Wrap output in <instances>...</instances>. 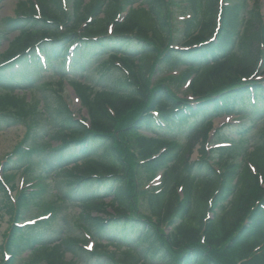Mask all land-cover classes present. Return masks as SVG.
Listing matches in <instances>:
<instances>
[{
  "label": "trees",
  "instance_id": "16d2710c",
  "mask_svg": "<svg viewBox=\"0 0 264 264\" xmlns=\"http://www.w3.org/2000/svg\"><path fill=\"white\" fill-rule=\"evenodd\" d=\"M138 1L74 0L71 13L65 8L66 0L22 1L15 17L9 19L20 34L0 63V85L6 89L1 107L19 113L2 110L1 119L37 114L38 107L24 94L14 95L12 86L30 83L29 75L39 61L38 49L50 65L58 61L62 76L58 83L67 71L78 74L87 62L108 55L100 65L103 78L115 69L122 72L110 89L71 82L88 112V124L78 122L64 100L57 104L61 143L56 150L64 154L56 161L72 166L56 174L71 177L65 185L87 215L111 207V226L104 219L90 220L100 232L107 227L105 237H119L111 243L113 248L126 246L123 240L130 246L136 243L125 253L140 248L144 254L143 258L127 256L117 264H146L144 258L149 264H264V138L251 150L246 148L247 136L235 144L230 155H240L243 162L233 172L232 187L225 185L230 172L217 174L206 162L209 132L220 115L263 122L264 137L262 0H254L251 9L248 0H189L191 13L185 19L182 49L171 44L169 0L136 5ZM165 66L174 70L185 66L181 79L190 81L188 96L180 97L165 82L154 85V74ZM242 131L236 132L240 135ZM140 132L143 135L130 141L132 150L128 149L134 158L127 160V136ZM182 132L187 133L186 143L175 150L172 139ZM197 145L200 155L196 162L191 157ZM46 163L51 169V163ZM138 167L151 174V183L163 172L161 188L145 196L152 218L139 212L132 198L138 188ZM107 198H112L108 204ZM14 211L17 219L16 207ZM162 225L173 226L169 236L157 229ZM35 228L32 238L28 237L31 243L42 240L43 228ZM17 231L20 229L12 225L1 248L13 250L11 242H17ZM27 234L22 233L21 238ZM104 249L98 245L89 257L108 256ZM44 260L46 264H71L58 251H48Z\"/></svg>",
  "mask_w": 264,
  "mask_h": 264
},
{
  "label": "rangeland",
  "instance_id": "374dc122",
  "mask_svg": "<svg viewBox=\"0 0 264 264\" xmlns=\"http://www.w3.org/2000/svg\"><path fill=\"white\" fill-rule=\"evenodd\" d=\"M22 1L25 0H0V63L10 43L20 34L18 27L9 24V19L15 17L17 6ZM73 1L66 0L65 8L69 13L72 11ZM145 1L139 0L136 5L143 4ZM226 1L237 2L240 0ZM169 2L172 9L171 44L182 46L185 42L183 34L185 19L191 13L188 5L189 0H169ZM254 2V0H248V9L253 7ZM259 9L264 20V0L260 2ZM107 60L108 55L97 57L87 62L85 67L75 75L69 70L63 75L66 77L61 83H58L59 77H62L58 73V61L54 66L50 65L48 61L45 62L46 64L40 62L36 64L37 68L29 75V84H13L12 87L16 89L14 95L20 97L24 94V98L39 110H36V115L33 113L28 117L20 114L22 117L12 119L3 117L1 119L2 116H0V186L3 189L0 188V264L6 262L11 264H46L44 259L48 251H58L63 260L71 262V264H117V261H121L127 256L141 257L144 255L140 248L136 251L130 250V254L125 253L124 250L129 249L128 245L130 246V244L123 240L121 242L127 247L124 249L113 248L111 243L120 240L119 237L109 239L104 235L107 234V227L103 229V232H100L96 225H91V218H99L106 220V224L111 226L113 222V219H110L112 216L110 215L111 207L107 206L106 212L99 211L87 215L86 208L83 207L81 201L73 198L65 185L66 180L71 177L56 174L61 168L69 169L72 166L69 163L60 164L58 160L56 161L57 157L62 154L58 153L59 149L56 150L61 143L57 137L58 129L61 126L60 115L56 109L57 104L59 100H64L69 105L73 117L80 123L88 124V112L76 96L71 82L80 81L95 86V89H110L111 82L114 78L121 77L122 72L120 69H115L110 72L109 76L103 78L100 65ZM184 72L185 67L181 66L177 70L166 66L162 67L159 69V74L155 73L153 76L154 85L165 82L168 88L180 97L188 96V82L183 83L181 79V73ZM170 75H174V77H170ZM5 90L0 85V98L5 94ZM28 90L30 92H27ZM2 110L0 104V112ZM3 111L12 115L19 113V110L12 108ZM252 122L241 115H220L213 121L212 130L209 132L210 138L206 145L208 152L206 162L211 166L209 168L215 170L217 174L224 175L230 172L225 182L226 186H233L236 178L233 172L243 162L240 155H230L239 139L247 136L246 148L250 150L263 142L264 137L261 136L263 122L258 120L256 124ZM241 130L243 131L239 135L236 131ZM141 135L143 134L140 132L127 136V143L124 147L127 160L134 158L132 151L128 152V149L132 150L130 141ZM186 136L187 133L182 132L172 139L175 150L186 143ZM121 149H123L122 146ZM101 151L102 149H99L98 153ZM198 154V151H195L191 160L197 162ZM46 160L51 163V169ZM70 172L73 173V171ZM202 174H204L203 171ZM135 176L138 180V188L134 190L135 198L132 193L135 207L145 216L152 218L145 196L150 191L161 188V171L153 183L150 179L151 174L143 167L136 168ZM130 188L133 191V187L130 186ZM179 195L182 197L181 189H179ZM111 199L107 198L106 203L108 204ZM15 207L19 214L17 219ZM219 213L220 210L216 211L217 216L213 220L214 222L218 219ZM178 223L179 219H177ZM14 224L20 229L14 233L17 242H11L17 255L12 249L1 248ZM40 226L43 228L41 231L42 240L29 242V238L34 235L35 227ZM172 227L162 225L157 229L169 236ZM24 232L28 234L25 238H21ZM100 244L104 246L108 256H101L99 259L89 257ZM135 245L136 243L133 246ZM13 254L14 259L11 258ZM143 262L150 263L146 258L143 259Z\"/></svg>",
  "mask_w": 264,
  "mask_h": 264
}]
</instances>
